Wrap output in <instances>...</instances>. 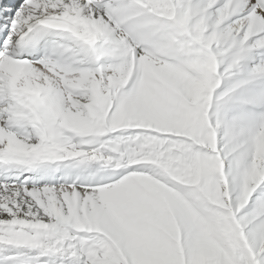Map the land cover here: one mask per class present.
Here are the masks:
<instances>
[{
    "label": "bare ground",
    "instance_id": "obj_1",
    "mask_svg": "<svg viewBox=\"0 0 264 264\" xmlns=\"http://www.w3.org/2000/svg\"><path fill=\"white\" fill-rule=\"evenodd\" d=\"M113 1L117 2L115 6H112ZM126 1L105 0L96 9L94 4L84 0H26L11 14V24L15 27L8 28L9 33L16 32L19 37L29 27L47 24L65 35L70 50L66 48L64 53L85 68L27 67L17 88L21 91L25 107L29 106L38 113L40 125L16 105L5 104L0 108V147L10 148L21 159L28 157L31 161L40 162L39 169L41 166L55 167L54 171L40 175L41 180H48L37 186L33 185V180L28 186H25L26 181L15 182L16 176L6 177L9 182L0 181V264H144V259L150 255L144 258L147 248L161 252L171 238L163 237L162 229L167 227L160 222L159 210H117L114 201L118 206H126L127 194H134L136 188L128 187L130 191L125 192L122 186L139 176L133 173L126 177L125 172L136 170L138 173L142 169H137L132 163L134 154L128 150L155 147L160 151L168 144L171 148H165L169 153L165 159L175 165L178 158L189 159L176 143L189 141L188 135L175 130L189 127L191 117L196 120L198 116L204 117L203 123L210 125V136L214 140L212 148H217L218 153L206 155L209 158L206 171L208 189L213 191L214 187L217 188L219 194L211 195L224 203L233 221H236V212L237 215L242 214L246 231L238 229L237 237L248 257L246 264H264V254L253 252L258 253L264 246V221L263 225L255 222V216L261 212L263 215L259 220H264V199L259 196L264 195V0L260 6L255 0H129L128 4ZM124 23L126 27L123 25L119 30L118 26ZM93 36L102 39L98 60L84 46V40ZM191 41L198 46L197 62L192 63L181 56L176 60L170 57L173 48L178 47L182 51ZM157 54L162 55V59L156 58ZM168 58L172 61H165ZM116 59L120 60V65L93 67L97 61ZM132 62L135 83L128 80L130 71L127 69ZM210 63L211 72L215 73L213 80L207 69L194 66ZM148 64L152 66L154 83L147 85L146 91L142 74ZM192 75L201 79L196 81L190 77ZM180 78L195 80L194 85L188 88L187 104L177 89ZM256 78L262 82H256ZM170 79L173 81L167 83ZM210 81L213 82L208 92L210 103L201 108L200 91L204 88L200 84L209 85ZM115 86L119 90L127 87L124 94L121 91L115 94L120 117L140 118L147 122V126L143 123L122 127L110 123L100 130L89 128V120L100 115L94 113L95 104H111L113 91L109 88ZM130 86L134 89L129 92ZM82 90L91 94L83 95ZM195 90H198L197 94H193ZM248 91L249 102L239 105L235 97ZM71 93L75 95L71 96ZM158 95L163 100L157 99ZM82 99L88 102L85 106L80 104ZM147 103L154 108L151 119L142 115ZM244 106L252 112L263 113L251 114ZM224 107L228 115L224 114L227 122L222 124L218 120L222 116L219 117L218 113ZM236 113L243 116L238 123ZM250 117L260 121L261 133L255 130L257 126ZM154 119L162 122L157 124ZM22 126H25L24 131L32 129L36 134L32 135L38 139L26 136L24 131L11 130ZM50 129L56 133L52 134ZM145 131L148 134L152 131L155 137L149 138ZM241 131L245 136L253 132L262 139V146L255 148L258 155L251 149L253 144L233 146V142L240 141ZM54 134L58 135L59 141H54ZM50 135L52 141L51 137L50 140L45 138L49 139ZM217 135L220 137L215 139ZM114 136L117 141H113ZM137 136L140 139L134 138ZM216 140H220L219 145L223 144L221 149H218L219 145L216 147ZM143 142L147 143L142 145ZM191 147L193 151L202 149L198 145ZM102 149L111 156L106 157L108 163L102 157ZM141 155L148 157L145 153ZM94 158L98 162H93ZM150 159L161 171V176L157 175L155 180L178 189L176 178L164 173L153 157ZM114 164L117 168L126 166L123 167L125 177L95 187L115 176ZM60 165L61 170L57 171ZM218 165L221 166L220 174L215 167ZM218 175L220 179H216L213 185V176L217 178ZM90 183L96 185L89 188L86 184ZM254 192L257 196L251 198L249 194ZM9 203L19 208L26 205L24 213L21 215L13 211L15 209H9L12 212L7 214ZM91 203L96 205V210H92ZM208 204L209 201H205L201 209L189 216L198 227L206 223L205 207L214 213L215 209ZM184 208L181 206L179 210ZM165 215L173 227L174 212ZM219 227L211 220L204 233L208 238L206 244L210 258L222 257L215 245L221 242L216 240L215 234L221 231ZM74 228H84L82 231L93 233L78 235L73 232ZM230 239L228 237L229 242ZM89 240L93 246L88 252L84 248V252L79 247L86 242L90 244ZM218 247L225 255L222 245ZM46 248L53 250L55 255H45L43 251ZM230 250L229 247L225 252L232 253ZM154 254L151 260L156 257Z\"/></svg>",
    "mask_w": 264,
    "mask_h": 264
},
{
    "label": "rangeland",
    "instance_id": "obj_2",
    "mask_svg": "<svg viewBox=\"0 0 264 264\" xmlns=\"http://www.w3.org/2000/svg\"><path fill=\"white\" fill-rule=\"evenodd\" d=\"M196 51H198V46L195 45L194 41H191L190 45L186 49H183L182 51L178 47L173 48L171 50L170 57L172 59L176 60L179 56H181L184 60H189V61H192V63H194V62H197L196 61V57H197ZM147 52L148 51H145L146 54H147ZM171 58H168L165 61H172ZM211 64L212 63H210L209 65H203V66L202 65L197 66L196 64H194V66L198 69H200V68L207 69L206 70L207 73L208 72L211 73L210 78L213 80L214 79L213 77H215V76H212V75L213 74L215 75V73H212L213 71L210 67ZM130 66H132V67H130ZM150 66H151V64H148V66L146 65L144 70H143L144 72L142 74L143 77L145 78L146 91L148 90L147 87H149L147 85L154 83L152 69H151L152 66L151 67ZM127 71H130L128 73L129 82L134 81L133 83H135L136 82V76H134V72H133L134 71V62L129 64ZM190 77H193L196 81L201 79L200 76H195V75H192ZM195 80H190V79H186V78H180L179 79V86L177 87V89H178V92L180 93V95L182 96L184 103H186V104L188 101L187 100L188 88L190 86L194 85ZM172 81L173 80L170 79L167 81V83L172 82ZM256 82H262V79L256 78ZM212 84H213L212 81H210L209 85L207 84V85L203 86L200 84V86H202L204 88L200 91L199 104H200L201 108H206L207 105L210 103V101H208V92L211 91ZM183 87H184V89H182ZM154 88H155V86L153 85V89ZM107 89H108V86H106V90ZM131 89H134L133 86H130L129 92L131 91ZM106 90H104V91H106ZM109 90L113 91V94L110 95V96H112L111 104H107L105 106H100L98 104H95V108H93L94 113L96 115L97 114H100V115L89 120V128L100 130V129H103V127L105 125L110 124V123H116L122 127L123 126L143 125V123H144L143 126H147V124H146L147 122L145 120L140 119V118H137V119L135 118V120H133L129 116L120 117L121 111L119 110V106L116 103L115 94L118 91L120 92L121 90H119V87H117V86H115L114 88L110 87ZM78 91H80V90L78 89ZM104 91H102V92L104 93ZM81 92L83 95L84 94L85 95L91 94L90 92H86V90H82ZM120 93L124 94V92H120ZM197 93H198V90H195L193 94H197ZM135 97L138 98V96H135ZM157 97H158L157 99L163 100L159 95ZM235 99L238 100L239 105H242L244 103L249 102V100H250L249 91L245 92V93H241L239 96H236ZM66 100H68L70 102V100L68 98ZM68 101H66V102H68ZM86 103H88L87 100H83V99L80 102V104H82L84 106L86 105ZM234 107H236V104ZM234 107H233V109H235ZM244 108L247 110V112H249L251 114L257 115L259 113L260 114L263 113V112H259V111L252 112L249 110V108L247 106H244ZM153 109H154L153 106L150 103H147L145 105V107L143 108L142 115H147L148 119H151L150 114L153 113ZM225 109L226 108L224 107V110L220 114L217 112L219 117L222 116L221 119H218L221 121V123L227 122V121H225L226 119H225L224 114L228 115V112ZM241 116L242 115H240L239 113H236L235 119L238 118L237 123L239 122V120H241L243 118V116L242 117ZM152 117L154 118V116H152ZM223 117H224V120H223ZM203 118L204 117L198 116V119L195 120L191 117V124L189 127L178 128L175 130V131H179V132H182V133H185L188 135L189 141H180V142H176V143L180 147V149H182V154L183 153L187 154V156L190 157L189 159H186V160H180V158L176 159L175 160L176 165L172 164V162L170 160L165 159V156L169 155V153L165 150V148H171V145L168 146V144L166 145V147L164 149H162L160 151H157V149L155 147H150V148L149 147H146V148H142V147L135 148V147H133V149L128 150V151H131L130 154L131 153L134 154V156H133L134 160L132 163L136 164L137 169H139V168L140 169L142 168V169L138 170V173L136 170H134V171L132 170V173L130 171H129V173L125 172L126 177L128 174L131 175L133 173H136V176L137 175L139 176V178H136V177L131 178L130 180H128L127 184L122 186L123 191H125V192L130 191V189L128 187L136 188L135 193L132 194L131 192H129V195L127 194V196L125 198L126 206L124 208L122 206H118L116 200L114 201V204L116 205L117 210H159V213L161 215V218H160L161 224L163 226L169 228V229H167V228L162 229L163 237L168 238V240H170V238H171V242H169L165 248L161 249V252L157 253V252H154L151 248H147L149 250H147V249L145 250L146 253H145L144 258L148 254H150V255L145 258L146 260L144 259V264H150L152 261H153L152 264H246L248 262V259H247L248 257L244 253L242 246L238 243L240 240L237 237V235H238L237 230L238 229L241 230V228H244L246 231L247 225H244L242 222V219H243L242 214L237 215V212H236V215L234 216V218H236V221H233V216H231L229 210H227V207L224 205V203L221 202V200L218 198H213L211 195L213 193L219 194V191L217 190V188L214 187L213 191H210L208 189L209 178L206 175V171L208 169L209 158L207 159L206 155H208L209 153H216V154H218V153L216 152L217 148L215 150L212 148V145L214 144V140H212V137L210 136L212 129L208 123H206V124L203 123V121H202ZM250 118H252V117H250ZM252 119H253L255 125L257 126L255 130L257 132H260L262 129L261 124H259L260 121H258L255 118H252ZM155 122L157 124H159L162 122V120H159V121L155 120ZM149 123H151V122H149ZM213 123H214V127L216 128L215 122H212V125H213ZM241 126H243V124H241ZM170 127L171 126H169V129H170ZM40 128L42 129V132H43L42 125L40 126ZM138 128H141V127H138ZM29 130H30L29 133H31V134H28V135H30V137H32V138L36 137V136H33L36 134H34L32 129H29ZM51 132H52V134L56 133L54 130L53 131L51 130ZM148 132L150 133V131H148ZM224 132L226 134L225 130H224ZM32 133H33V135H32ZM144 133H146L149 138L155 137L153 135L152 131H151V134H148L146 131ZM180 135H182V134H180ZM50 137H51V141H52L51 135L49 136V139H48V137H46V139L50 140ZM217 137H220V136L217 135L215 139H217ZM240 137H241L240 141L238 143L233 142V146L235 147L236 145H239L240 147H243L246 145L250 146V144H253V146H251L252 147L251 149L253 150V153H255V155H258V151H256L255 148H258V147L260 148L262 146V139L257 138V136L253 132H250V135L245 136L241 131ZM134 138L140 139V136H137ZM36 139H38V137H36ZM116 139H117V137L114 136L113 141H117ZM146 139L147 138H145L144 140H146ZM55 140L59 141L58 135H55L54 141ZM147 142H143L142 145L146 144ZM219 143H220V140L218 142L216 140V147L219 145ZM192 145H198V146L202 147V149L197 150V151H193L192 147H191ZM222 147H223V144L219 145L218 149H221ZM206 149H208V151H206ZM154 150H155V152H154ZM101 153H103L102 154L103 159L105 158L104 160L108 163L109 160L107 161L106 159L108 157L111 158V156L106 154V149L103 150V152H101ZM143 153L147 154L148 157H145V158L141 157L142 156L141 154H143ZM152 157H153V159L157 160L158 164H160V167L164 173H166L167 175L173 176V178L174 177L176 178V180H177L176 184L178 183V189L172 188V187L171 188L167 187L164 184H163L164 185L163 186L162 183L160 184V182H158V180L157 181L155 180V178L157 179V177H156L157 175L161 176V171H159L157 164L150 159ZM168 157H170V156H168ZM211 158L213 159V157H211ZM127 163H128V161H126L125 164H127ZM116 164L119 165L118 163H116ZM225 164H227V162H225ZM114 167H115V164H114ZM123 167L124 166H122V168ZM143 167H144V169H143ZM215 167L217 169L218 174H220L219 169L221 166L218 165ZM115 168H116V170L114 171L113 174H115V178H118V180H119L124 176L123 170H124V168H126V166L123 169L121 168V166L119 168H117V167H115ZM129 168H130V166H129ZM140 177H143V178H140ZM210 178H212V176H210ZM216 179L217 180L220 179L219 175L217 176V178H215V176H213V180H212L213 185L216 183ZM59 181H60V179H59ZM89 185L86 184V186H88V187H89ZM89 188H91V187H89ZM174 189H177V190H174ZM249 195L251 198L257 196V194H255V192L250 193ZM259 196H260L261 200L264 199V195L259 194ZM61 201L64 202L63 198H61ZM205 201H209L208 205L212 206V208H214L215 210H213L214 213H210L209 212L210 210L207 209L208 207H205L206 210H204L203 214H204V217L206 218V223H204V225L198 227L190 220L189 216H193V214L196 210L201 209V206L203 205V203ZM0 204H2V201L0 202ZM32 204H34V202H32ZM12 205H13L12 203H9L8 206L10 208H8L9 213L7 212V214H11V212H12V211L10 212L9 209H15L13 211L19 212L21 215H22V213H24L23 209L25 208L26 205L21 207V208L16 207V204L14 207H12ZM91 205L93 207L92 210L97 209V207H96V205H94V203H91ZM208 205H205V206H208ZM181 206L185 207L184 210H179V208ZM35 207H37V206H34V208ZM67 207L70 209L69 205H67ZM29 209H31V208H29ZM20 211H22V212H20ZM27 211L31 212V210H27ZM167 212H174V218H175L174 222L175 223H174L173 227H170V225L168 224V221H167L166 215H165V213H167ZM262 215H263V212L258 213L255 216L256 218L254 217L255 222L260 224V225H263L262 221H264V220H261V221L259 220V217H261ZM211 220H212V223L213 222L216 223L218 226H220L219 228L223 229V230L221 229L220 232L215 233L216 234V240L221 241V242H216V244H215L216 249H217V252H219L220 255L223 257V259H222V257L220 259L217 257L210 258V256H209L208 246L206 244L208 238L204 237V233H205L206 227L210 224ZM237 221L240 223H237ZM77 229L78 228H74L73 232L75 234L78 233V235L83 236V235H85L84 232L85 233L87 232V234L89 233L91 235L93 233V231H82L84 228L80 229L81 231L79 229L78 230ZM157 230L159 233V229H157ZM228 237L231 238L230 242L228 241ZM242 239H243V237H242ZM91 241L92 240H89V243L91 245L86 242L85 245H83L79 248H83V249L85 248L87 252L90 251L92 246H93L92 245L93 242H91ZM227 244L231 248L230 251L232 253H230V252L229 253L233 256L231 258L232 260L229 258V253L225 252V250L227 251L229 248L227 246ZM218 245L219 246L222 245L224 253L226 256L221 253L222 249H221V247H218ZM84 246H86V247H84ZM89 246H91V247H89ZM87 248H88V250H87ZM93 248L97 249V247H95V246ZM85 249H84V252H85ZM148 251H149V253H148ZM233 251H234V253H233ZM150 252H152V253H150ZM253 252L257 255L258 254H264V246L261 250H259L258 253H256V251H253ZM152 254H154V256H156V257L154 259L152 258V260H151ZM158 255H160V258ZM82 256H83V254H82Z\"/></svg>",
    "mask_w": 264,
    "mask_h": 264
},
{
    "label": "water",
    "instance_id": "obj_3",
    "mask_svg": "<svg viewBox=\"0 0 264 264\" xmlns=\"http://www.w3.org/2000/svg\"><path fill=\"white\" fill-rule=\"evenodd\" d=\"M99 44H100V39L98 36H93L91 37L90 39H88L86 41V45L87 47L89 48V50L94 54V55H97L98 54V47H99ZM45 253L47 255H54L55 253L52 251V250H48L46 249L45 250Z\"/></svg>",
    "mask_w": 264,
    "mask_h": 264
}]
</instances>
